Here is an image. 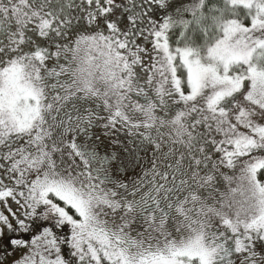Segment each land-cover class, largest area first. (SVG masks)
Returning <instances> with one entry per match:
<instances>
[{
    "label": "snow or ice",
    "instance_id": "obj_1",
    "mask_svg": "<svg viewBox=\"0 0 264 264\" xmlns=\"http://www.w3.org/2000/svg\"><path fill=\"white\" fill-rule=\"evenodd\" d=\"M0 264H264V0H0Z\"/></svg>",
    "mask_w": 264,
    "mask_h": 264
}]
</instances>
